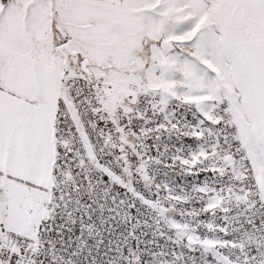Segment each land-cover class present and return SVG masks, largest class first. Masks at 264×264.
<instances>
[{
	"label": "snow or ice",
	"instance_id": "6c2138e0",
	"mask_svg": "<svg viewBox=\"0 0 264 264\" xmlns=\"http://www.w3.org/2000/svg\"><path fill=\"white\" fill-rule=\"evenodd\" d=\"M0 264H264V0H0Z\"/></svg>",
	"mask_w": 264,
	"mask_h": 264
},
{
	"label": "built area",
	"instance_id": "2783aa9c",
	"mask_svg": "<svg viewBox=\"0 0 264 264\" xmlns=\"http://www.w3.org/2000/svg\"><path fill=\"white\" fill-rule=\"evenodd\" d=\"M170 143V142H169ZM159 178H162V177H158ZM176 183H183V178L181 177H176ZM150 238V232H149V237H146V239Z\"/></svg>",
	"mask_w": 264,
	"mask_h": 264
}]
</instances>
